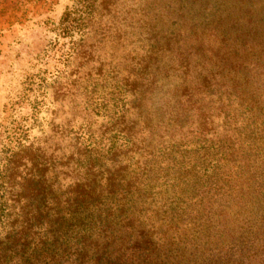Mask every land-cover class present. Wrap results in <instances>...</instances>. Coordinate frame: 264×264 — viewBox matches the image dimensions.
<instances>
[{
    "label": "rangeland",
    "instance_id": "374dc122",
    "mask_svg": "<svg viewBox=\"0 0 264 264\" xmlns=\"http://www.w3.org/2000/svg\"><path fill=\"white\" fill-rule=\"evenodd\" d=\"M251 1L0 0V242L9 227L31 238L76 223L66 212L164 176L168 159L190 163L198 128L205 146L231 143L238 104H264V8ZM235 64L247 88L221 70ZM240 168L245 187L255 174Z\"/></svg>",
    "mask_w": 264,
    "mask_h": 264
},
{
    "label": "trees",
    "instance_id": "16d2710c",
    "mask_svg": "<svg viewBox=\"0 0 264 264\" xmlns=\"http://www.w3.org/2000/svg\"><path fill=\"white\" fill-rule=\"evenodd\" d=\"M258 1L264 8V0ZM258 52L264 53V46ZM243 66L221 70L243 88L250 79V69ZM245 102L238 104L242 132L231 143L219 137L205 146L204 130L198 128L190 163L168 159L164 165L161 160L147 172L164 165L169 173L142 182L132 178L80 212H66L76 223L51 225L49 231L36 227L31 238L29 229L24 234L9 227L0 242V264H264V104ZM224 113L226 131L227 122L235 124L236 118ZM239 152L244 155L234 158ZM243 166L255 174L245 187L232 175ZM231 178L237 181L229 185ZM40 233L48 235L38 238Z\"/></svg>",
    "mask_w": 264,
    "mask_h": 264
}]
</instances>
